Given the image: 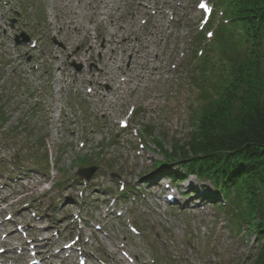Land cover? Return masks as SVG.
<instances>
[{
	"label": "rangeland",
	"instance_id": "1",
	"mask_svg": "<svg viewBox=\"0 0 264 264\" xmlns=\"http://www.w3.org/2000/svg\"><path fill=\"white\" fill-rule=\"evenodd\" d=\"M165 1H169L175 6L176 0H159L158 3ZM187 1L191 3L193 0ZM197 1L194 0L195 3ZM64 2L65 0H52L43 6L39 0H14V3L6 9H22L30 20L39 12L38 7H46V21L41 29L48 30L46 32L48 36L46 44L42 45V48L45 51H50L40 58L42 51L37 50L35 59L29 64L25 60L28 50L23 47L20 51L23 67L6 79L4 77L9 74L10 66L15 61L16 55H11V58L3 57L8 59L7 64L5 60H1L0 56V121L3 122V128H0V198L3 202L7 201L4 206L11 207V205L18 204L20 207L16 210L17 222L25 224L34 233L40 229L38 221L41 220V216L49 218V221H46V226L51 230H55L56 227L63 230L64 244L69 241L72 234H79L81 229L78 226L74 228V213L83 212L88 221L104 222L102 211L110 197L121 196L122 192L117 184L120 181L118 176H122L126 180L127 189L130 186L134 190L140 188L143 190V192L138 191L140 196L145 198L144 195H146V199L140 198L138 202L128 204L131 208L128 213H132L131 215L127 213L122 219L112 218L109 223L105 221L104 232H98L92 227L94 222L84 224L83 220L81 225L84 227L86 240L89 236H95L88 245L89 254L102 253L105 255V260L113 264L109 253L120 252L121 246H124L125 250L138 256L140 261L146 262L149 258L165 257L168 254L167 258L170 259L168 264H193L194 260H198L202 264H254L255 253L249 250L253 243L248 244L246 240L242 241L238 235L228 236L227 229L224 226H222L224 228L221 227L219 220H224V218H213L207 209L199 210L193 214H188L187 211L172 210L166 205L163 198L155 196L154 192L159 193L158 187L149 189V185L141 177L145 173L154 172V168L159 162L166 160L165 153L158 149L159 142H163L166 150L171 151L175 145L187 142L190 137L188 133L191 125L190 117L185 112L186 103L188 108L189 101L199 93L197 90L188 89L189 87L185 84H181L182 88L179 89L180 83L175 77V71L181 68L184 60L181 56H186L188 50L186 58V63H188L189 55L192 54L189 42L191 37L198 32L196 30L198 17L196 9L191 11L183 10L181 7L168 8L172 13L175 12L174 19L171 20L168 11L167 13L160 12L161 17H159V14L154 16L148 8H145L144 14L137 16L136 6L143 0H128V4L116 0H83L84 18L81 19L80 32L73 42L71 35L75 32V26L64 25L66 19H70L71 15L67 14L68 12L61 14L62 11L57 10L64 6ZM146 5L149 4L146 3ZM54 10L60 12L63 19L58 18L57 15H50L49 11ZM163 10H166L165 6ZM182 12H185L184 16H182ZM131 14H135V18ZM103 16H113L119 19L117 23L120 34L127 27L126 29L130 30L129 33L140 36L146 56H149L151 47L155 50L153 54L159 56L158 59L151 57L152 62L147 61L150 64L149 69L143 72V76L139 80H136L135 86L139 90L133 91L130 98L124 97V106L122 102L116 104L118 94L121 93V89H119L121 72L117 68L121 56L117 55V51L109 54L111 59L109 55L106 56L104 63L101 64L110 74V77L103 76L101 79L110 82L117 92L114 96H110L109 100L101 101V96L88 95L85 82L81 87L75 86L71 82L72 77L68 78L67 75L64 77L61 74L64 82L61 80L59 83L56 82L57 75L60 74V72H55L57 66L59 67L63 63L62 71L67 70L70 76L72 68L65 58L64 51L52 44L50 37L56 34L58 39L69 44L74 52L80 50L75 46L78 43L88 50L93 40L86 34L87 27L96 22L94 27L103 29V26L108 25L105 20H100ZM139 18H145L147 23L144 26L140 25ZM51 20H58V25L55 28L63 23L62 32L60 28L52 29L49 26L48 22ZM3 23L0 21V24ZM139 26L142 31L139 30ZM69 27L71 29H68ZM151 32L155 35H152ZM124 34H126L125 31ZM148 34H151L149 40L146 39ZM132 36L127 37L133 38ZM2 38L3 31L0 25V50H11L9 42L2 44ZM123 39H125L123 36H113L111 46L124 50L121 48L128 44L123 46L116 44L117 41ZM188 47L189 49H187ZM82 53L84 54V50ZM77 56L80 58L81 52ZM114 56H119L117 61L114 60ZM34 62L41 63V71H32L31 66ZM161 62L164 64L159 65ZM151 65L155 68L158 67L155 70L159 74L156 75V79L152 75L148 77L149 70L153 67ZM186 72L187 66H184L182 74L186 75ZM84 74L89 76L87 70ZM47 75H54L52 80L47 82L48 84L45 83ZM262 75L264 76V68ZM2 79H4V83H1ZM102 83V86L106 84L105 81ZM145 83V89H143ZM59 85L60 92H58ZM40 86H43V95H46L43 98V95L37 94ZM48 88L51 89L47 90ZM77 88L79 90L76 92ZM100 89L102 94L107 93L104 87H100ZM58 93L60 99H58ZM79 100L86 104L89 112L84 114L85 106L72 103V101L78 102ZM35 102L38 106L36 110H40L43 105L46 110L49 105V112L33 114L28 111V106L30 107ZM132 104L141 107L133 122L134 126L140 128L144 133L148 132V135L151 136L150 139L149 137L145 139L144 133L141 135L142 140H145V143H148L151 148L150 152L139 153V139L131 131L121 132L116 124V120L123 118ZM82 140L86 141L84 147L80 146ZM15 157H17L16 159L30 160L24 168L26 172L30 170L29 173L23 175L19 172L18 176L21 178L18 182L15 179L10 181L7 178L12 171L10 162H14ZM84 158H90L91 163L94 162L100 166L92 179V184L96 187L95 190L93 187L81 186L75 180L68 181L70 175L75 173L74 167L81 165L79 164L80 160ZM50 161L54 164L51 167ZM37 162H43L44 166L40 164L41 166L35 167L34 164ZM44 167L50 169L43 172ZM105 169L107 171H103ZM40 178L48 179V183L43 185L39 182ZM65 180L66 182L63 183ZM190 183L193 188L202 186L195 177L190 179ZM48 184H54V189H49ZM82 188H87L85 189L87 201L84 203V207L80 208L77 207V202L81 206L82 199H78V194ZM105 190L108 191L107 197H102L100 192H105ZM34 196H38L40 199ZM65 198H68L66 202L61 203ZM191 198L197 199V196ZM29 202L31 203L29 204ZM1 205L3 206V204ZM0 209L2 210L0 217H4L7 212H4L1 206ZM35 215L38 218H35ZM78 223L80 224V222ZM129 224L137 226L142 234L137 235L132 232L129 229ZM10 228L13 229L15 226ZM52 235L53 232L43 233V236L47 237ZM205 250L209 251L205 252ZM215 251L222 254L223 262L220 261V257L216 255ZM70 262L76 264L75 261Z\"/></svg>",
	"mask_w": 264,
	"mask_h": 264
},
{
	"label": "trees",
	"instance_id": "2",
	"mask_svg": "<svg viewBox=\"0 0 264 264\" xmlns=\"http://www.w3.org/2000/svg\"><path fill=\"white\" fill-rule=\"evenodd\" d=\"M220 3L243 39L233 43L236 52L225 53L228 71L215 82L218 92L202 110L198 132L171 151L160 148L169 157L184 158L192 173L210 178L228 196L236 193L234 201L247 204L246 216L263 240L254 264H264V0Z\"/></svg>",
	"mask_w": 264,
	"mask_h": 264
},
{
	"label": "bare ground",
	"instance_id": "3",
	"mask_svg": "<svg viewBox=\"0 0 264 264\" xmlns=\"http://www.w3.org/2000/svg\"><path fill=\"white\" fill-rule=\"evenodd\" d=\"M141 58H143V57H141ZM144 64H142V62H140L139 64H138V66H137V68L136 69H140V71L141 70H143V69H145L146 68V66H147V60H146V58H145V60H144V62H143ZM130 71L133 73V76H138V77H142V73L144 72H140V71H134V69H130Z\"/></svg>",
	"mask_w": 264,
	"mask_h": 264
},
{
	"label": "snow or ice",
	"instance_id": "4",
	"mask_svg": "<svg viewBox=\"0 0 264 264\" xmlns=\"http://www.w3.org/2000/svg\"><path fill=\"white\" fill-rule=\"evenodd\" d=\"M203 6V5H202ZM209 35H212L211 33H209Z\"/></svg>",
	"mask_w": 264,
	"mask_h": 264
}]
</instances>
